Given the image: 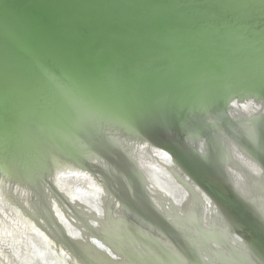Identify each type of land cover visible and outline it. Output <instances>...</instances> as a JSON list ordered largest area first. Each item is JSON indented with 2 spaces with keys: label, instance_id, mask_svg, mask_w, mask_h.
I'll list each match as a JSON object with an SVG mask.
<instances>
[{
  "label": "water",
  "instance_id": "1",
  "mask_svg": "<svg viewBox=\"0 0 264 264\" xmlns=\"http://www.w3.org/2000/svg\"><path fill=\"white\" fill-rule=\"evenodd\" d=\"M128 236L264 264V0H0V264H125Z\"/></svg>",
  "mask_w": 264,
  "mask_h": 264
},
{
  "label": "bare ground",
  "instance_id": "2",
  "mask_svg": "<svg viewBox=\"0 0 264 264\" xmlns=\"http://www.w3.org/2000/svg\"><path fill=\"white\" fill-rule=\"evenodd\" d=\"M190 213H189V211L187 210L186 212H185V214H184V216L185 217H187L188 215H189ZM113 224H114V229H115V232L116 233H122V234H124L125 236H126V233L124 232V229H123V226L122 225H120V222L119 221H115V222H113ZM193 232H195V230L194 231H192V233ZM125 242H126V251L127 252H132V254H134L135 256L132 258V259H130L131 261L130 262H127L126 261V263L125 264H151L150 262H152L151 260H149V255H147V254H145V253H141V252H135L134 251V248L133 247H129L130 246V243L132 242V240H131V238L128 236V237H126V239L124 240ZM132 248H133V250H132ZM124 251V250H123ZM126 251H124V252H126ZM134 252V253H133ZM163 253H166V251H163V250H161V252H160V254H162L163 255ZM160 256V255H159ZM123 263V262H122ZM124 264V263H123ZM171 264V263H170ZM235 264H240V262L239 261H236V263Z\"/></svg>",
  "mask_w": 264,
  "mask_h": 264
}]
</instances>
